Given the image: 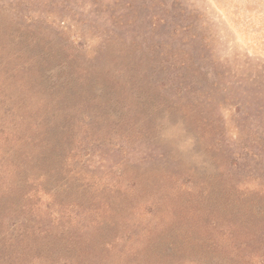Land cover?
Here are the masks:
<instances>
[{
  "label": "rangeland",
  "instance_id": "1",
  "mask_svg": "<svg viewBox=\"0 0 264 264\" xmlns=\"http://www.w3.org/2000/svg\"><path fill=\"white\" fill-rule=\"evenodd\" d=\"M0 264H264V0H0Z\"/></svg>",
  "mask_w": 264,
  "mask_h": 264
}]
</instances>
